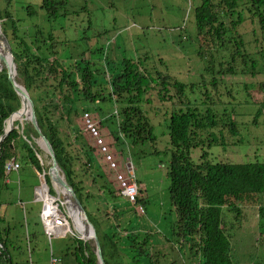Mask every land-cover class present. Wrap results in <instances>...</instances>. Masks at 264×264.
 Here are the masks:
<instances>
[{
  "label": "trees",
  "instance_id": "obj_1",
  "mask_svg": "<svg viewBox=\"0 0 264 264\" xmlns=\"http://www.w3.org/2000/svg\"><path fill=\"white\" fill-rule=\"evenodd\" d=\"M192 2L198 4L193 8L191 20L183 27L182 34H186L190 41L198 45L196 55L200 60L205 61L204 72L209 75V80L201 76L200 84L183 83L158 66H154L153 62L149 65V59H152L149 54H145L142 58L133 56L128 58L125 51H122L120 56L116 54L113 56L107 45L105 50L102 48L94 50L99 57L93 61L82 58L84 54L81 55L80 60L68 54L63 58L51 35L44 38L39 31L36 32L34 41L27 44L15 35V22L10 13L12 1L0 0L3 5L2 8L0 6V27L6 38L8 35L5 25L13 24L16 43L12 44V54L20 65L17 68V80L34 99L38 127L53 147L58 166L66 175L67 183L74 190L85 214L95 227L105 264H126L127 260L122 257V253L124 251L128 253L127 249L133 253L130 256L131 263L160 264L161 253L154 252L155 255L152 257L148 253L150 235L144 233L146 236L143 239L138 237L139 233L134 232L123 236L122 233L127 232V229L113 215L111 219L117 226L113 225L111 228L119 229L120 233L111 229L104 230L101 224L105 222L99 217V210L96 208L95 214L87 211L83 200L93 199L94 196L86 193L89 192L85 190L88 180L84 186V179L90 174L89 183L94 186L102 175L96 173L93 176L89 173L98 169L90 155L85 165L81 163V152L87 154L90 150L89 148L86 150L87 142L86 145L80 143L79 150L71 148L61 138L65 129L60 130L58 125V121H65L67 129L76 125L81 114L78 113L75 105L81 100L120 105L117 114L120 119L119 132L131 139L132 144H143L146 141L155 144L157 139L154 127L141 104L147 107L153 105L155 108H158L155 105L157 103L168 104L169 111L163 114V119L167 123V148L164 151L170 154L167 171L170 183L168 194L172 211L176 216L173 227L177 231L173 234L177 235L175 243L183 246L184 249L187 246L186 250L196 259V264H235L230 256V230L235 227L228 222L226 215H223V210L233 214L239 228L244 223L245 210L258 207V229L264 235L262 208L264 207V162L242 164L212 162L207 157L208 149L219 144L225 145L224 131L231 137L238 132V124L232 117L233 111L219 112L215 108L216 103L212 99L211 92L217 88L219 79L217 77L245 75L248 64L251 65V74L254 73L256 62L252 59V54L247 52L246 48L249 44L243 40L238 28L248 19L255 23L264 48V0H192ZM65 5H68L66 0H41L38 9L45 12L48 19L56 20L66 15L65 9L61 12ZM73 9L75 13L82 10L77 7ZM243 10H246L247 16ZM25 12L28 17H34L37 13L29 6L25 8ZM253 34H256L255 31ZM39 38L44 40L41 39L40 42ZM36 43L42 44L36 47ZM33 46L36 48L33 49ZM43 53L46 55L43 56ZM216 53L221 55V60L217 64ZM160 64L164 63L160 61ZM217 66H219L218 70ZM259 87L262 88L263 85L259 84ZM197 89L201 94L195 99L194 90ZM19 106L20 100L7 81L5 72L2 71L0 73V137L6 120L17 111ZM263 107L264 101L259 103V108L254 113L253 124L256 125ZM13 126L12 131L0 144V206L2 191L7 189L8 175H5L4 166L11 160L14 162L18 160L20 149L27 151L29 154L27 161L38 174L46 170L39 161L40 150L30 142L31 135L37 138L32 127L25 123L23 135H20L19 123L15 122ZM76 133H79V129L75 130ZM194 149H201L197 163H194L190 157ZM79 170L83 171L84 179L82 176L77 179ZM46 182H50L47 176ZM107 191L108 198H113V192L109 188ZM50 193L53 194V191ZM136 204L143 207V199L138 197ZM129 208L126 212L127 218L138 217L134 212V206ZM104 216L109 219L107 214ZM2 225L3 219L0 216V264H16L8 252L9 245L14 248L8 239L11 230L8 225L6 227ZM29 237L31 236L27 235L29 239L27 242L32 239ZM73 237L76 245L72 253L75 263L97 264L92 242L91 245L86 244L76 235ZM262 244H264L263 240ZM186 250L182 254V258L184 259L185 256L186 261H182L178 259V246L174 245L171 251L177 256L170 255L168 264H195L186 258L184 253ZM162 256L164 260V255ZM144 257L147 258L148 263H142L146 259Z\"/></svg>",
  "mask_w": 264,
  "mask_h": 264
},
{
  "label": "rangeland",
  "instance_id": "obj_2",
  "mask_svg": "<svg viewBox=\"0 0 264 264\" xmlns=\"http://www.w3.org/2000/svg\"><path fill=\"white\" fill-rule=\"evenodd\" d=\"M11 1L10 13L15 22V35L27 44L34 41L37 35L36 32L39 31L44 38L51 35L54 44H57L58 52L59 50L61 51L63 58L68 54L74 55L77 60H80L79 58L84 54L82 58H86V60L89 58L93 61L99 57L94 50L101 48L105 50L106 46L109 45L113 56L115 54L120 56L122 51H125L128 58H142L145 54H149L152 57V59H149V65L150 62H153L154 66H158L159 69L168 72L183 83L200 84L202 82L201 76L209 80V75L204 72L205 61L200 60L196 55L198 45L190 41L186 34H182L183 27L191 20L193 8L198 4L192 2V0H66L68 5H65L61 11L63 12L65 9L66 15L56 20L48 19L45 12L39 11L38 7L41 0ZM0 6L1 8L3 7L1 3ZM27 6L36 10V16L28 17L26 15L25 8ZM73 7L81 8L82 10L75 13ZM243 12L245 16L248 15L246 10H243ZM12 27V23H6L5 25L8 35L7 40L11 49L12 44L15 45L16 43ZM253 31H255V35ZM238 32L242 35L243 40L249 44L246 50L249 54H252L251 57L256 62L254 73L251 74V65L248 64L245 75L217 77L219 78L217 88L211 92L212 99L216 103L215 108L219 112H223V110L227 112L233 111L232 117L235 118L238 124V132L234 137H231L224 131L225 145L219 144L213 146L210 150L205 149L208 152V159L212 162L262 163L264 162V107L261 115L256 120V125L253 124V120L254 113L259 108V103L264 101V48H262L261 36L257 25L249 19L241 24ZM180 34H182L181 37ZM41 39L43 38L38 40L40 41ZM255 39L258 41H255ZM40 44L42 43H36L35 46L38 47ZM35 46H33V49L36 48ZM43 49L41 48V50ZM45 53H43V56L46 55ZM220 58L221 55L216 53V64L221 60ZM160 61L164 64L161 65ZM218 67H216L217 70ZM259 84H262L263 87L260 88ZM194 94L196 99L201 94L200 90H194ZM115 104L108 102L92 103L87 100L79 101L75 106L78 113L81 114L79 119H77L80 122L81 131L83 132V114L92 115L94 120L99 122L97 123L98 129L100 127L101 130H99V133L105 137L106 141L117 153L115 157L119 160L122 170L125 171L127 176L134 178L138 187V197L143 199L142 205L146 213L143 216L136 214L138 217L128 221L132 222V226L134 225L135 229L139 225L140 231L137 233H139L138 237L140 239H143L146 236L145 234H150L147 250L151 257L155 255L154 252L158 251L161 253L159 263L168 264L170 255L177 256L175 252L171 251V248L177 245L179 251L178 259L186 261L185 256L184 259L182 258V254L187 249V246L184 249L183 246L175 243L177 235H174L173 232L177 233V231L173 225L176 222V216L174 211H172L173 207L168 194L170 183L167 171L170 154L164 151L167 148V123L163 119V114L169 111V106L167 103L166 105L157 103L158 105H155L158 108H155L153 105L152 107H147L143 103L141 104L154 127V134L157 139L155 144L150 141H146L143 144H132L131 139L124 137L119 132L120 119L117 114L120 105ZM25 123L27 122L19 123L20 135H23ZM58 125L60 130L65 129L66 132L64 131L61 134V138L68 143L66 140L68 135L66 134L69 131H74L75 133L77 128L70 127L68 131L65 121H58ZM76 135V138L80 140L81 134L76 133ZM30 139L34 147L40 150L39 161L47 169L49 163L47 155L38 146L36 137L31 135ZM86 139V142L90 141L88 138ZM90 142L89 145L85 144L86 149L90 146ZM91 146L93 147L92 142ZM93 149L91 148L90 150ZM94 154L98 156L95 149ZM200 155L201 149H194L191 151L190 157L194 163H197ZM28 156L29 154H27L25 149L18 151V160L16 162L19 163L20 168L17 172H10L6 177L8 179L7 189L2 191L1 194L0 216L3 219L2 227L8 225L11 230L8 239L14 245V248H11L10 245L8 246L9 255L16 264H49L51 252L54 258L61 260V264H76L72 254L76 245L71 234L61 238L52 237L50 242L44 235V217L51 213H64V205L61 204L63 198L57 193L58 188L54 187L50 180L49 183L43 181L46 186L42 184L40 189L37 188L42 179L41 173H46V170H42L38 174L27 161ZM80 156L82 165H85L86 159L90 158V156L85 153L82 154V152ZM91 160L95 163H98V160L101 161L102 166L99 167L100 169L93 170V174L98 173L103 178L97 179L96 186H92L89 183L90 174L86 175L87 179H84L83 171H77V179L82 176L84 186L88 180L85 190L89 192L86 193L94 196L93 199H84L83 203L87 211H91V207L92 209H99V217L109 224L113 220L106 219L104 215L107 214L109 218H112L114 210L106 204L98 190L105 193V198L112 199L108 198L107 188L113 191L116 185L114 181H111L112 179L110 180L106 176L108 172L101 170V167L105 169L102 159L96 160L93 157ZM59 173L67 181L66 175L61 169ZM46 176L45 174V180ZM109 177L112 178L111 176ZM99 183L103 187H100ZM44 187H48V190H46L47 196L48 191L50 195L55 197L59 195V199L57 198L56 202L51 203L55 208L54 210L47 209L49 206L44 201L41 193V189ZM50 191H53V194ZM114 197L113 199H117L116 203L122 202L124 204L123 201H126L123 197ZM109 201L112 202V200ZM43 208L44 210L42 211ZM224 214L228 222L235 227L234 232H237L233 214L223 210ZM128 218L131 219V217ZM107 224H105L106 228L103 225L104 230L111 229V231L119 232V229L111 228L113 225H110L109 228ZM143 228L145 229L144 232H142ZM27 235L32 238L28 242ZM74 235L76 234L74 233ZM76 236L79 239V235ZM157 240H161V247L156 245ZM85 243L91 245L89 241ZM28 247H30V251H28ZM181 249L184 250L182 251ZM129 250H126L128 253L124 251L122 257L127 260L126 264H134L131 263L132 260L130 258L133 253ZM184 253H186V258H188L189 262L196 264V259L191 257L189 251L186 250ZM162 254L164 255V260ZM143 262L148 263L147 258Z\"/></svg>",
  "mask_w": 264,
  "mask_h": 264
},
{
  "label": "water",
  "instance_id": "obj_3",
  "mask_svg": "<svg viewBox=\"0 0 264 264\" xmlns=\"http://www.w3.org/2000/svg\"><path fill=\"white\" fill-rule=\"evenodd\" d=\"M12 53L13 52L8 43V40L0 28V72L5 71L7 81L20 100V106L18 107L17 111L12 113L5 122L4 131L0 137V144L4 140V138L12 131L15 122L18 121L20 124H22L24 121L30 124L37 135L38 146L41 148V150H43V152L49 159L46 173H41L42 179L40 181L39 187L37 188L40 189V187H42V184H45L43 183V181L46 182L44 178V175L46 174L54 187H57L62 193L63 201L61 204L64 205L65 211L64 213L61 212L60 214L65 218L66 221L70 220L71 224L76 230V233L79 235V238L82 241H91L94 244L97 264H105L95 227L85 214L86 212L84 211L74 190L59 173L60 167L58 166V163L56 161L57 158L55 151L48 139L43 135L40 128L38 127L35 114L36 105L34 99L26 90V88L17 80V68L20 65L18 62H16V59ZM46 190H48V187L46 188ZM48 196L53 198L54 202L58 200L54 195H50L49 191ZM76 223L80 225L83 233L76 229Z\"/></svg>",
  "mask_w": 264,
  "mask_h": 264
},
{
  "label": "crops",
  "instance_id": "obj_4",
  "mask_svg": "<svg viewBox=\"0 0 264 264\" xmlns=\"http://www.w3.org/2000/svg\"><path fill=\"white\" fill-rule=\"evenodd\" d=\"M73 128L74 129L77 128V130L79 129L78 134H81L82 137L80 138L79 141H77L78 140L76 138L77 135L74 133V131H69V128H68L69 132L66 134V135H68L67 141H68L71 148H75L76 150H79L80 149L79 143L86 144V140H87L86 138L90 139V137L88 135H85V133L81 131V126H80L79 120L76 121V125L73 126ZM89 142L87 141V143H88L87 145H89ZM90 146H91V142H90ZM90 146H88V148L93 149V147L91 146V148H90ZM111 149H112V147H111ZM86 150H88V149H86ZM113 152L117 155V153L114 150H113ZM87 155H90L91 157H95L96 160L99 159V157L94 154V151L89 150L87 152ZM98 161H99L98 163H95V166H97L99 168L100 166H102V163L100 160H98ZM101 170L103 172H105V169L103 167H101ZM90 173H91V175H93V170L90 171ZM106 176L111 180L109 175H106ZM7 180H6V183L8 182ZM94 186H96V185H94ZM99 186L101 187L100 183H99ZM98 192H99V194L102 195V198L104 199L106 204H108L114 210L113 216L115 218H117L118 221L121 222V224L124 228L127 229V232H123L122 235L126 236V234L127 235L130 233L132 234L134 231H135L134 233L137 234V232L140 231V227H138L139 225L135 229V227H133L134 225L132 226L131 221H129V223H128V218H127L128 215L126 213L127 211H129V209H130L129 207L132 205L128 204L123 198H121V199L124 200L123 201L124 204H122V202L116 203L117 199H113V198L107 199V198H105V193H103L102 191H99V190H98ZM140 193H141V191H140ZM114 196L117 198L120 197V196L116 195L115 193H114ZM109 200H112L113 204ZM262 208L264 209V207H262ZM257 209H258V207L257 208H249V209L245 210L246 212H245L244 223L241 224V226L239 228H236L237 232H234L235 231L234 229L230 230V256H231L232 262L235 264H264V244H262V240L264 241V235H262L258 229L259 228L258 227L259 217H258ZM91 211L94 212L93 214H95V212H96L95 209H92V207H91ZM109 219H111V218H109ZM133 219L134 218H131L130 220H133ZM108 222H110V221H108ZM105 224H107V223L101 224L102 229H103V225L106 228ZM110 225L115 226L116 224L114 221H112L109 224H107V227H110ZM144 231H145V229L143 228L142 232H144ZM119 233H120V231H119ZM161 244H162L161 240H157L156 245H161ZM28 251H29V247H28Z\"/></svg>",
  "mask_w": 264,
  "mask_h": 264
},
{
  "label": "built area",
  "instance_id": "obj_5",
  "mask_svg": "<svg viewBox=\"0 0 264 264\" xmlns=\"http://www.w3.org/2000/svg\"><path fill=\"white\" fill-rule=\"evenodd\" d=\"M97 123L90 114H83L82 116V129L84 133H87L92 142L93 148L96 151V154L99 158L102 159L103 165L105 166V171L108 172V175L111 176L112 181H114L116 188L115 193L126 199V201L134 206L136 214L138 216L144 215V208L141 205H137V197L139 195L137 184L133 177H129L122 170L118 159L115 157V153L111 149L110 144L106 141L105 137L99 133L100 127L98 129ZM101 131V130H100ZM116 158V159H115ZM19 169V163L14 162L13 160L5 164L4 170L5 175H9L10 172L16 171ZM44 210V208H43ZM42 210V211H43ZM65 220L61 217L60 214L51 213L47 214L43 220V227L46 234L52 232V225L58 223L62 225ZM69 231L61 234L57 237L65 236ZM53 257V256H52ZM50 264H60V260L57 258H51Z\"/></svg>",
  "mask_w": 264,
  "mask_h": 264
},
{
  "label": "bare ground",
  "instance_id": "obj_6",
  "mask_svg": "<svg viewBox=\"0 0 264 264\" xmlns=\"http://www.w3.org/2000/svg\"><path fill=\"white\" fill-rule=\"evenodd\" d=\"M26 114V113H25ZM92 116V115H91ZM93 117V116H92ZM88 135V134H87ZM89 136V135H88ZM57 171V170H56ZM45 185V184H44ZM46 186V185H45ZM40 191V190H39ZM41 193L43 194V199L44 201L46 202V204L49 206L47 207L48 210H54L55 208L52 206L51 203L54 202V199L51 198V197H48L47 196V192H46V188L44 187L43 189H41ZM60 197L62 196V193L61 191L58 189V192H57ZM59 195H57L58 199H59ZM63 197V196H62ZM62 202V201H61ZM46 205V206H47ZM75 227L77 230H79L81 233H83V230L81 229L80 225L78 223L75 224ZM69 229H72L73 231L76 232L75 228L73 227V225L71 224L70 220H65L64 223H62V225H59L58 223H55L54 225H52V232L50 234H46V232L44 231V235L47 237L48 241L50 242L51 241V238L52 237H57V236H60L61 234L63 235L64 233H66ZM67 234H70V233H67ZM66 234V235H67ZM65 235V236H66ZM63 236V237H65ZM83 237V236H82ZM61 238V237H59ZM80 239V238H79ZM93 247H94V244H92ZM95 249V247H94ZM51 258H53L50 254V261H49V264L51 262Z\"/></svg>",
  "mask_w": 264,
  "mask_h": 264
},
{
  "label": "clouds",
  "instance_id": "obj_7",
  "mask_svg": "<svg viewBox=\"0 0 264 264\" xmlns=\"http://www.w3.org/2000/svg\"><path fill=\"white\" fill-rule=\"evenodd\" d=\"M92 151H94V149L92 150ZM18 163V162H17ZM113 193H115V190L114 191H112ZM116 194V193H115ZM117 195V194H116ZM37 200V199H36ZM56 202V201H55ZM54 203V202H53ZM43 210V209H42ZM61 215V214H60ZM87 215V214H86ZM61 217L65 220V218L61 215ZM88 217V216H87ZM92 223V222H91ZM69 232L68 233H70L72 236H74V233L76 234V235H78L75 231H73V230H71V229H69L68 230ZM84 242V241H83ZM86 242V241H85ZM84 242V243H85ZM89 242H91V241H89ZM93 244V243H92ZM50 254H51V252H50ZM96 256V255H95ZM103 257V256H102ZM96 260H97V258H96Z\"/></svg>",
  "mask_w": 264,
  "mask_h": 264
}]
</instances>
